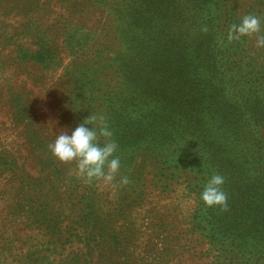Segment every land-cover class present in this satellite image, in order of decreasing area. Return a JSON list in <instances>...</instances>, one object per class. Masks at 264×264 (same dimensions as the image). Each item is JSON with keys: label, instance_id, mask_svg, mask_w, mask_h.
I'll list each match as a JSON object with an SVG mask.
<instances>
[{"label": "rangeland", "instance_id": "rangeland-1", "mask_svg": "<svg viewBox=\"0 0 264 264\" xmlns=\"http://www.w3.org/2000/svg\"><path fill=\"white\" fill-rule=\"evenodd\" d=\"M111 3L0 0V264H235L194 228L193 211L208 206L192 173L162 168L155 153L129 158L126 142L114 135L116 114L122 125L131 121L127 105L117 95L102 97L111 87L108 70L102 85L88 83L83 90L84 80L70 71L78 49L96 50L104 42L100 68H107L114 39L127 26L112 14ZM222 3L241 21L260 17L264 28V0ZM114 20L118 29L110 25ZM241 40L244 60L258 65L264 48L255 47V38ZM40 46L51 52L44 63L29 56ZM158 60H143L142 69ZM91 115L105 117L118 145L115 187L86 184L48 147L59 132L71 135ZM121 176L131 183L121 186ZM237 182L225 180L223 191L230 196Z\"/></svg>", "mask_w": 264, "mask_h": 264}, {"label": "trees", "instance_id": "trees-1", "mask_svg": "<svg viewBox=\"0 0 264 264\" xmlns=\"http://www.w3.org/2000/svg\"><path fill=\"white\" fill-rule=\"evenodd\" d=\"M114 2L112 14L127 26L104 59L107 68H100L104 42L96 50L78 49L71 73L84 80L83 90L102 85L108 70L111 87L102 97L117 95L127 105L131 121L122 125L113 113L114 135L126 142L130 159L155 153L162 168L192 173L199 196L213 174L238 181L228 210H194V228L222 247L227 263L254 258L253 264H264V58L246 62L242 38L228 42L230 26L241 19L230 6L222 9V0ZM29 56L44 63L51 52L40 46ZM153 56L156 65L142 69Z\"/></svg>", "mask_w": 264, "mask_h": 264}, {"label": "clouds", "instance_id": "clouds-1", "mask_svg": "<svg viewBox=\"0 0 264 264\" xmlns=\"http://www.w3.org/2000/svg\"><path fill=\"white\" fill-rule=\"evenodd\" d=\"M202 31L206 33L207 27ZM242 37L255 38V47L264 48V28L260 17L246 15L240 24L230 26L227 34L229 43L239 41ZM88 124L94 125V128L89 130L85 126ZM112 135L104 116L91 115L77 126L71 135L66 131L59 132L54 143L48 147L59 162L74 165L70 174H75L86 184L91 185L97 181L105 186L115 187L114 181L120 172L121 161L119 156L115 155L118 145L111 139ZM119 183L126 186L131 181L127 176H121ZM224 183L225 178L222 175L213 174L204 186L201 199L208 207L218 206L221 211L228 210V195L222 188Z\"/></svg>", "mask_w": 264, "mask_h": 264}]
</instances>
